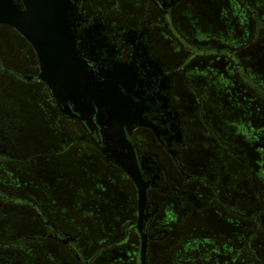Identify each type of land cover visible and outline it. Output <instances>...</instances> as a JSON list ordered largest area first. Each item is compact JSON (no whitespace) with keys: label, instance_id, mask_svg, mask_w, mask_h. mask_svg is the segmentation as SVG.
I'll list each match as a JSON object with an SVG mask.
<instances>
[{"label":"flooded vegetation","instance_id":"af4514ba","mask_svg":"<svg viewBox=\"0 0 264 264\" xmlns=\"http://www.w3.org/2000/svg\"><path fill=\"white\" fill-rule=\"evenodd\" d=\"M188 4L189 0H72L73 11L67 23L96 90L92 98L77 94L70 114L58 106L50 88L37 80L40 64L33 46L15 28L0 24L28 42L36 67L32 74H25L17 67L6 65L0 52V76L19 78L47 89L54 112L69 132L67 144L56 152L93 154L91 160L98 162L103 172L118 175L134 196L131 215L124 216L118 241H95L91 246L82 234L70 236L57 228L39 200L23 198L0 187L1 200L31 208L43 224L40 233L6 239L0 235V240H55L78 264H123L134 258L140 264L142 231L148 236L149 263L152 244L158 245L160 253L174 248V254L183 252L185 248L178 251L179 244L175 241L180 227L200 213L215 217L209 210L213 206L223 217L218 216V221L228 224L230 232L241 236L240 226L247 222L253 228L241 240L217 244L224 250L226 264H245L244 259L264 264V240H257L263 233L264 203L259 198H264V169L255 173L240 150L223 141L207 124L201 90L190 78L195 77L197 61L226 56L234 63L242 81L262 101L264 90L243 73L238 56L229 46H195L180 33L178 27L184 28V19H188L180 10ZM255 20L257 32L264 29L257 15ZM18 122L16 94L0 86V165L20 163ZM199 150L204 152L203 166L195 159L196 152L201 153ZM113 152L128 156L133 153L142 175L150 182L141 231L137 185L116 162ZM227 158L231 160L230 166L225 163ZM228 166L231 177L247 176V184L254 189V199L227 189L223 175ZM238 184L240 181L236 180L235 184L234 180V185ZM42 188L51 190L46 182H42ZM243 206L253 209H242ZM167 211H170L168 215ZM173 225L172 234L174 228H168ZM202 241L187 240V250L204 259L210 258L212 249L220 251L215 244L211 248V240ZM0 264L20 263L0 252Z\"/></svg>","mask_w":264,"mask_h":264},{"label":"rangeland","instance_id":"374dc122","mask_svg":"<svg viewBox=\"0 0 264 264\" xmlns=\"http://www.w3.org/2000/svg\"><path fill=\"white\" fill-rule=\"evenodd\" d=\"M180 12L188 17L184 19V28L178 27L180 33L195 46H229L238 56L243 73L264 90V29L257 32L255 20L257 15L264 23V0H189L188 6ZM0 52L6 65L17 67L25 74L35 71V59L28 42L3 26H0ZM194 69L195 77L190 81L201 90L207 124L223 141L236 146L247 165L260 173L264 169V101L242 81L234 63L226 56L199 60ZM0 84L16 94L20 158L17 165H0V187L20 197L39 200L46 216L67 235L82 234L91 246L95 241L117 242L122 236L124 216L131 215L133 190L125 186L118 175L104 173L98 162L95 164V160H91V153L56 152L67 144L69 132L54 112L47 89L10 76H0ZM199 151L201 153L195 151V159L203 166L204 152ZM225 163L230 166L231 160L227 158ZM229 166L223 175L227 179V189L254 199V189L247 184V176L231 177ZM201 173L204 176V171ZM234 180L235 184L236 180L240 184L234 185ZM42 182L49 184L51 190H44ZM199 191L203 193L204 190L200 188ZM259 200L264 203V198ZM243 207L253 209L252 206ZM209 210L216 214L215 217L200 213L180 227L175 241L178 249L184 247L186 250L174 254V248L160 253L158 245L152 244L148 264H226L224 250L217 244L241 240L253 228L250 229L251 224L246 221L247 225L240 226L241 236L234 234L229 231L228 224L218 221V216L223 217L217 208L211 206ZM169 228H174L173 234L174 225ZM42 230L43 224L31 208L0 199L1 239ZM187 240L200 243L211 240V248L215 244L220 251L212 249L211 259H204L187 250ZM257 240H264V218L263 233ZM0 252L20 264H78L55 240H0ZM262 252L264 254V246ZM244 262L254 264L248 259ZM123 264L138 263L134 258Z\"/></svg>","mask_w":264,"mask_h":264},{"label":"water","instance_id":"95a60500","mask_svg":"<svg viewBox=\"0 0 264 264\" xmlns=\"http://www.w3.org/2000/svg\"><path fill=\"white\" fill-rule=\"evenodd\" d=\"M73 11L72 0H0V24L15 28L35 49L40 75L52 91L58 106L70 114L77 94L95 95L88 65L76 48V39L67 19ZM28 81L34 78L24 77ZM116 162L136 183L139 194V230L146 216L148 189L141 169L133 156L113 152ZM140 264H148V236L141 231Z\"/></svg>","mask_w":264,"mask_h":264}]
</instances>
